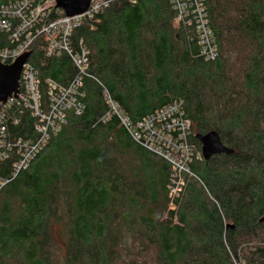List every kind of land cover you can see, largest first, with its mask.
Instances as JSON below:
<instances>
[{
	"label": "trees",
	"instance_id": "1",
	"mask_svg": "<svg viewBox=\"0 0 264 264\" xmlns=\"http://www.w3.org/2000/svg\"><path fill=\"white\" fill-rule=\"evenodd\" d=\"M206 2L220 51L214 63L176 23L171 0H116L72 40L85 43L90 74L133 123L183 101L191 143L202 151L199 138L214 132L233 154L192 164L204 186L190 180L170 213V171L115 118L102 122L107 104L88 79L83 114L69 113L31 168L0 193V264H57L55 227L64 234L62 264H264V0ZM61 16L53 8L49 20ZM2 45L10 46L6 37ZM29 63L43 108L47 81L67 85L76 75L67 56H48L44 36ZM13 114L11 140L34 139L30 112ZM13 160L2 164V178Z\"/></svg>",
	"mask_w": 264,
	"mask_h": 264
},
{
	"label": "built area",
	"instance_id": "2",
	"mask_svg": "<svg viewBox=\"0 0 264 264\" xmlns=\"http://www.w3.org/2000/svg\"><path fill=\"white\" fill-rule=\"evenodd\" d=\"M115 1L94 0L86 13L75 17H66L57 9L63 16L52 21L49 16L56 8L55 0H11L0 6V62L3 65L14 64L26 51L32 53L35 39L44 36L48 56H67L76 69L75 77L67 85L47 81L50 93L48 106L43 108L39 75L29 62L23 66L19 97L0 104V175L2 164L14 159L10 174L5 178L0 176V193L31 168L51 139L67 125L69 113L83 114V89L88 79L98 83L107 104L108 112L102 122L115 118L135 144L151 157L162 160L170 171V183L163 192L170 200V213L177 212V201L185 194L190 180L203 185L190 168L202 161L203 154L190 141L192 121L187 117L184 102H174L133 123L107 87L90 74V52L85 43L72 40L74 30L83 22L94 19ZM171 3L176 23L193 33L200 56L210 63L218 61L220 51L210 28L206 0H171ZM5 37L10 46L2 45ZM14 109L30 112L36 121L34 139L11 140L8 121L10 119L14 125L17 124L14 114L11 118L9 116Z\"/></svg>",
	"mask_w": 264,
	"mask_h": 264
},
{
	"label": "water",
	"instance_id": "3",
	"mask_svg": "<svg viewBox=\"0 0 264 264\" xmlns=\"http://www.w3.org/2000/svg\"><path fill=\"white\" fill-rule=\"evenodd\" d=\"M94 0H55L56 9L66 17H75L86 13ZM108 1V0H102ZM31 52L26 51L17 61L6 66L0 62V104L6 103L11 98L20 95V81L23 66L29 62ZM202 148L203 159L209 161L212 157L233 154L221 142L220 137L211 132L199 138Z\"/></svg>",
	"mask_w": 264,
	"mask_h": 264
},
{
	"label": "rangeland",
	"instance_id": "4",
	"mask_svg": "<svg viewBox=\"0 0 264 264\" xmlns=\"http://www.w3.org/2000/svg\"><path fill=\"white\" fill-rule=\"evenodd\" d=\"M53 238L56 241V245L59 248V251L56 253V257L55 260L57 262V264H62V260L64 257V251H65V246H64V234H63V229L61 227H55L53 230ZM61 249L63 251V253L61 252ZM122 257H123V261H126L127 257H126V252L122 250ZM120 264H122L120 262Z\"/></svg>",
	"mask_w": 264,
	"mask_h": 264
},
{
	"label": "crops",
	"instance_id": "5",
	"mask_svg": "<svg viewBox=\"0 0 264 264\" xmlns=\"http://www.w3.org/2000/svg\"><path fill=\"white\" fill-rule=\"evenodd\" d=\"M146 152H147V151H146ZM147 154H148V152H147ZM148 156H149L150 158H152V159H156V158L151 157L149 154H148Z\"/></svg>",
	"mask_w": 264,
	"mask_h": 264
}]
</instances>
